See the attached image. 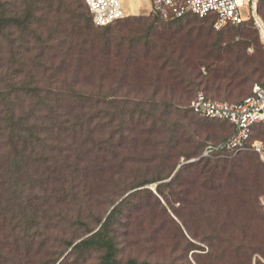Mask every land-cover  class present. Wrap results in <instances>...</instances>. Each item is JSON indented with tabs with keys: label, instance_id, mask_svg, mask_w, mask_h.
I'll return each instance as SVG.
<instances>
[{
	"label": "rangeland",
	"instance_id": "rangeland-1",
	"mask_svg": "<svg viewBox=\"0 0 264 264\" xmlns=\"http://www.w3.org/2000/svg\"><path fill=\"white\" fill-rule=\"evenodd\" d=\"M0 3L5 4L8 17L27 18L31 9L20 0ZM81 3L90 15L84 0ZM33 9L29 31L11 28L0 39V174L13 159L8 113L14 109L20 116L29 106L20 100L23 85L67 92L71 86L82 93L115 98L116 108L104 103L85 112L102 111L103 128L94 121L98 131L79 173L81 187L91 196L86 199L99 217L106 218L113 204L129 196L112 228L118 264L131 260L138 264H264V164L254 154L244 153L209 164L208 169L223 172L220 179L197 171L175 179L182 166L195 163L206 145L222 142L232 129L220 122L203 123L190 113L195 91L182 84L175 67L160 56L161 52L190 56L193 66L198 61L208 66L214 58H205L210 53L214 57V46L221 43L234 54L230 61L216 63L232 70L220 82V95L207 92L206 84H201L210 76L206 65L195 69L181 65L187 78L196 83V91H206L218 100H242L253 86L264 84V73L259 71L261 65L264 70L263 28L244 25L219 34L210 30L211 18L172 22L147 15L148 3L141 1L131 13L134 16L106 28L93 25L88 34L79 29L73 3L67 0L61 9L56 1L52 8L42 5ZM258 13L264 24V9ZM228 83L233 84L231 93L225 91ZM187 90L191 91L188 97ZM150 100H155L161 111L169 110L164 124L153 118L146 122L138 115L133 123L124 119L122 125L119 121L110 124L105 114ZM163 102L177 103L179 108H169ZM263 131L264 125L254 138L264 143ZM47 145L48 157L57 160L58 169L64 168V176L70 179L72 171L65 167L74 165L80 146L63 138ZM53 160L45 168L41 166L42 173L54 166ZM207 164L195 163L201 169ZM157 178L163 180L130 188L138 180ZM212 180L217 186L210 184ZM45 187L53 190L59 185L51 181ZM144 189L147 191L137 192ZM65 229L62 236L76 243L90 235L84 229L73 231L70 225ZM59 234L54 228L49 233L52 238ZM6 236L10 239L5 240ZM14 241L15 235H0V264H101L104 256V252L93 250L80 259L68 255L70 249L60 242H52L45 251L35 247L28 253L16 249Z\"/></svg>",
	"mask_w": 264,
	"mask_h": 264
},
{
	"label": "trees",
	"instance_id": "trees-1",
	"mask_svg": "<svg viewBox=\"0 0 264 264\" xmlns=\"http://www.w3.org/2000/svg\"><path fill=\"white\" fill-rule=\"evenodd\" d=\"M55 1L59 4L60 9L66 7V0H20L22 4L28 5L31 8L27 18H21L19 16L8 17L6 15L5 4L0 3V8L3 9L0 15V39H2L1 37H4L7 30L11 28L18 29L24 33L29 31L33 23L31 17L34 13L33 8L36 9V7L39 8V6L42 5L52 8ZM67 1L73 3L74 20L78 24L79 29L91 34L94 24L90 15L84 11L81 0ZM263 9L264 3L260 2L258 11L262 12ZM158 18L163 19L162 17ZM187 18L199 17L186 15L180 19H169V21L180 22ZM206 18H211L210 30H215V16L210 15ZM244 25H250L252 27L254 22L250 20L240 26ZM240 26L228 25L225 29L237 28ZM220 32L221 31H218L219 34ZM84 33H82L84 37H90L88 34L85 35ZM95 40L96 39H94V41ZM214 47V57L211 55L212 53H210L205 58V60L208 58L211 59V57L214 58L213 64L208 66L206 65L207 63L200 61L193 66L190 56L177 55L175 57L165 52L160 53L161 58H163L166 63L175 67L174 71L179 74L178 77H180V82L182 84H187L188 89L193 88L195 93L192 99L200 90L196 91L195 87H193L196 83L187 78L185 70H183V65H181L182 62L184 65H187L186 68L188 69L192 68L191 66L195 69L197 66L202 67L206 65V70H209L210 76L204 78L201 84H206V91L215 95H220L222 92L221 80L226 79L227 76L232 74V70H230L231 66L220 67L216 63L225 60L230 61L229 57L234 54L233 51L229 48H224L221 43ZM237 60H239V58H237ZM212 67L213 71L211 69ZM259 71H261L263 75L264 70L262 65ZM189 74L191 76L192 72ZM227 85L225 91L232 92L230 88L233 84L228 83ZM260 86L264 88V84ZM19 91L22 92L23 95L20 100L22 99V102H27L29 106L20 116L17 115L14 109L8 113V122L10 123L8 129L10 132V144L13 149V159L11 161L12 165H8L5 172L0 174V235L6 232L9 235H15L14 242L16 243V249H23L28 253L34 251L35 247H37L39 251H45L53 244L52 242H60L64 244L67 249H70L68 255H78L80 259H83L87 253L93 250L102 251L104 252V256L102 257L101 264H118L116 261L117 250L114 237L112 236V228L115 224V220L119 214H121L120 212L123 206L129 202L127 199L129 196L119 204H113L114 207L106 218L99 217L95 212V206L89 203L88 194L90 196V193L84 192V187H81L82 180L81 173H79V171L82 172L80 166L84 165L85 157L90 153L88 145L91 142L93 143L95 133L98 131V128L94 126V121H98V124H101L102 118L100 115L103 113L99 109L87 115L85 112L87 109L92 110L93 108H98L104 103H110V105L116 108L117 102L115 98L109 99L102 95L95 96L89 93H82L73 89L71 86L67 92L64 90L54 91L50 87L43 88L39 85L32 87L26 84L20 87ZM206 91L202 92H204L208 98L218 100ZM190 93L191 91L187 90L185 92L186 97L190 96ZM162 105L179 108V104L177 105V103L166 104L163 102ZM145 106H148V108ZM167 111L169 110L165 109L161 111L157 104H155V100H150V102L143 105L138 103L135 104L133 108L125 107L124 110L106 112L105 114L110 124L119 121L122 125L124 119H128L129 123H133L137 115L146 122L153 118L156 122L159 121L164 124ZM190 113L203 123L220 122L232 129V133L228 138L213 145H218L227 141L235 132L234 127L228 122L206 120L196 116L191 111ZM262 125H264V123L254 127L252 139L256 140L254 134ZM99 127L103 128V124L99 125ZM261 134L264 136V131L261 132ZM62 138L65 141H71L80 146V148H76L78 153L74 159V165L65 167L70 170V172L72 171L70 179L64 176L65 174L62 172L64 168L61 167L58 169V165H56L57 160L50 159L48 154H46V147H48L47 143L56 142ZM208 145H206L205 148ZM205 148L202 150L195 163L201 164L207 162V166L201 169L197 167L195 163L186 164L179 169L175 179H180V175L182 176L185 172L192 173L193 171L199 172L200 175L204 177L210 176L214 178L218 176L220 179L223 172L211 168L208 169L209 164L212 162H219L220 160H231L244 153L254 154L249 151L234 154L219 150L213 152L208 157H202ZM52 150L54 149H50V151ZM254 155L257 157L256 154ZM50 160L54 161V166L46 168L48 171L42 173L41 166L45 168V166H48V161ZM63 162L66 165L67 161L63 159ZM21 173L22 175H20ZM160 180L163 179L138 180L130 188L138 189ZM51 181H54L59 187L48 190L45 186H48ZM115 181L116 180L111 179V182ZM66 184H69V187H67ZM210 184L217 186L214 180L210 181ZM142 191H147V189L137 192ZM86 197H88V200ZM93 222H95V226L98 228H96L97 231H95V226L91 227ZM67 225H70L73 231L84 229L86 234L88 233L90 235L77 243L73 240L69 241L62 236L66 233L65 226ZM52 228L60 230L61 234H59L57 238H52L49 235ZM21 234H23V237ZM6 238L5 240H9L10 236H6ZM5 243L6 242L2 244ZM61 263L62 262H59L58 264ZM129 264L138 263L135 260H131Z\"/></svg>",
	"mask_w": 264,
	"mask_h": 264
},
{
	"label": "built area",
	"instance_id": "built-area-1",
	"mask_svg": "<svg viewBox=\"0 0 264 264\" xmlns=\"http://www.w3.org/2000/svg\"><path fill=\"white\" fill-rule=\"evenodd\" d=\"M264 0H147L149 13L163 19H180L186 15L199 18L215 16L214 29L222 31L228 25L240 26L252 20L257 27L264 24L258 8ZM93 24L98 28L108 27L130 14L126 0H84ZM130 5V4H128ZM189 110L196 116L213 121L228 122L234 134L225 142L208 145L202 157L224 150L234 154L249 151L264 164V143L252 139L255 126L264 123V88L258 84L243 100L230 102L214 100L200 91L189 103Z\"/></svg>",
	"mask_w": 264,
	"mask_h": 264
},
{
	"label": "bare ground",
	"instance_id": "bare-ground-1",
	"mask_svg": "<svg viewBox=\"0 0 264 264\" xmlns=\"http://www.w3.org/2000/svg\"><path fill=\"white\" fill-rule=\"evenodd\" d=\"M127 1V7L130 11V14L137 9L138 5L140 4V2H144L147 3V0H126ZM130 4V5H128Z\"/></svg>",
	"mask_w": 264,
	"mask_h": 264
}]
</instances>
